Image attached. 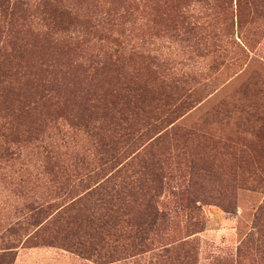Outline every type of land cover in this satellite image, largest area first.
<instances>
[{
    "label": "rangeland",
    "instance_id": "374dc122",
    "mask_svg": "<svg viewBox=\"0 0 264 264\" xmlns=\"http://www.w3.org/2000/svg\"><path fill=\"white\" fill-rule=\"evenodd\" d=\"M22 1L31 45L47 21L40 0ZM55 5L74 14L71 29L81 28V46L61 50L53 77L65 88L47 82L48 47L24 56L42 70L23 69L4 85L26 100L0 87V264H264V0H190L187 14L170 21L158 0ZM12 34L0 17V45ZM108 39H118L112 47L127 62L106 69L94 90L131 81L152 91L143 94L149 113L129 128L135 141L102 163L97 137L72 122L88 118L80 65L103 63ZM54 93L57 104L40 98ZM19 106L36 108L19 119H40L36 143L15 144ZM94 118L99 127L104 116ZM109 180L116 206L102 208L92 192Z\"/></svg>",
    "mask_w": 264,
    "mask_h": 264
},
{
    "label": "trees",
    "instance_id": "16d2710c",
    "mask_svg": "<svg viewBox=\"0 0 264 264\" xmlns=\"http://www.w3.org/2000/svg\"><path fill=\"white\" fill-rule=\"evenodd\" d=\"M188 3H190V0H158L159 12L162 13V17L166 21H170V18L173 15L175 17L180 13H182L181 16L186 15V10L189 7ZM237 3L240 4L241 0H237ZM25 4L26 2L22 0H0V17H4V19L8 21L9 25L12 26L13 32L12 37L8 42V46L0 45V87L2 91L6 90L7 93L13 91L17 98H23L26 100L27 97L25 95H16L17 89L13 84H10L11 86H7V88H4V85L6 82L11 83L7 80L20 75L23 69L31 70L32 68L39 71L42 70V67L39 66V60H37L38 64L34 65L32 62L30 64L29 61L24 59L27 51L30 50V48L39 49L40 47L54 49V53L42 57L41 60H43V62L41 61V63L45 66L43 68L46 72V77L48 79L47 82L54 86L57 84L61 89H64L65 83L58 82V79L55 80L53 77L57 74L59 69L58 62L61 58V50L65 51L66 49V51L70 50L74 52L79 48V45L81 46V41L79 39L81 28L71 29L72 27H70V25L72 24V20L75 19L74 14L67 9L57 8L55 0H40L37 8L40 11L41 17H43V20L47 21V31L45 33L37 32L35 36L36 41L30 45L24 39L25 32L23 31V28H28L27 24L24 23V21H26V10L23 9V7L26 6ZM88 28L84 31L90 32L94 30L93 24ZM106 42L108 47L104 55L105 61L103 63L98 62L97 67L93 65L88 66L87 69L85 66L80 65V68H82L85 73L83 76V83L84 85H88V88L82 91L86 92L84 94L87 95L86 98L89 102L84 107L88 118L85 119L81 117L82 115H78L75 117V123L71 121L75 128L85 127L88 134L92 137H97V140H99L98 146L102 150L103 157L100 159L102 163H108L111 159L118 158L120 151H123L120 147L125 143L126 139L132 142L135 141L136 137L134 136L137 135V132L131 131V129L129 131V128L144 121L141 116L144 114L147 116L149 113V111H146L147 99L144 95L146 92L152 91L149 86L147 89H142L141 87L138 88L136 85H133L131 81L125 83V86L123 85L119 89H107L101 94L94 90V84L100 82L98 77L102 76L101 74L104 73L106 69L117 71L127 62L126 58H124L125 55L121 53V50L112 47V44H116L118 39H108ZM118 46H120V43ZM9 64H17L19 65V68L10 67ZM70 68H68L66 73H69ZM59 72L62 73V70H59ZM108 73H110V71H108ZM83 83L76 82L73 84V90H75L78 85L76 94L79 93ZM139 90H141L139 93H134ZM34 93H36V91ZM54 95L56 94L54 93ZM60 97L61 95L53 96L51 94L40 96L41 100L51 104L55 100H58L56 104L59 103L61 100ZM33 110L35 111L36 108L28 107L27 109H24V107L19 106L15 109V121L12 130L13 135L15 136V144L23 141L24 137H28L35 143L38 142L40 138V135L38 134L39 131H41L40 127L42 126L41 123H38L40 122V119L37 118V121L33 122V125L31 126L22 121L19 122V119L23 116L22 114L33 115V113H35ZM43 115L44 119L47 120L51 119L52 116L49 109L47 113H43ZM95 115L104 116V119L101 122L102 125L100 123L99 127L94 126L97 121L96 118H94ZM89 126L93 129L91 130ZM111 130L113 131L112 135ZM154 160L155 158L152 161L154 167L152 176L159 177L160 167H158V163H154ZM108 183H113V185L109 188V186L106 185V182V184H104L106 187L102 186L98 190L92 192V195H102L101 198L98 199L102 208L116 206L112 195L113 192H118L116 189V183L111 180H109ZM120 192L121 191H119V193ZM147 207L156 208L152 202H149ZM263 211V209L260 210L258 217L261 216Z\"/></svg>",
    "mask_w": 264,
    "mask_h": 264
}]
</instances>
